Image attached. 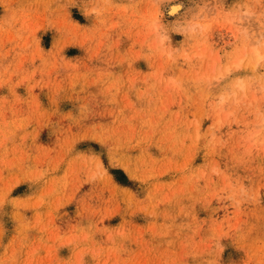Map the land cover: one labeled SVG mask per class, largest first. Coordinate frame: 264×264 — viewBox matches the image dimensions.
<instances>
[{
  "label": "rangeland",
  "instance_id": "rangeland-1",
  "mask_svg": "<svg viewBox=\"0 0 264 264\" xmlns=\"http://www.w3.org/2000/svg\"><path fill=\"white\" fill-rule=\"evenodd\" d=\"M0 264H264V0H0Z\"/></svg>",
  "mask_w": 264,
  "mask_h": 264
},
{
  "label": "bare ground",
  "instance_id": "bare-ground-1",
  "mask_svg": "<svg viewBox=\"0 0 264 264\" xmlns=\"http://www.w3.org/2000/svg\"><path fill=\"white\" fill-rule=\"evenodd\" d=\"M175 9V8H174ZM173 11V10H172Z\"/></svg>",
  "mask_w": 264,
  "mask_h": 264
}]
</instances>
